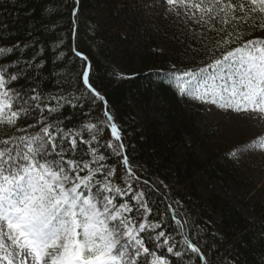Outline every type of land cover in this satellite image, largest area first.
Listing matches in <instances>:
<instances>
[{"label": "trees", "instance_id": "16d2710c", "mask_svg": "<svg viewBox=\"0 0 264 264\" xmlns=\"http://www.w3.org/2000/svg\"><path fill=\"white\" fill-rule=\"evenodd\" d=\"M168 7L164 0H0V48L5 49L0 70H6L7 80L18 77L8 85L14 93L39 96L18 122L27 131L9 130L0 138L36 135L47 125L63 130L58 139L69 129L80 133L78 141L94 136L93 143L78 144L75 150L68 145L64 159L90 163L94 148L96 156L105 159L90 163L91 169L111 166V180L132 185L126 198L131 218L161 225L139 234L155 255L141 256L137 264L157 259L164 264H264V200L241 198L239 208L227 198L250 185L245 163L233 150L209 152L205 160L197 157L195 152L207 150L216 131L197 122L205 104L195 100L187 106L188 97L171 86L172 75L196 71L247 41L264 39V30L257 25L258 14L248 24L230 25L228 31L240 38L213 53L210 49L227 33L209 32L183 9H177V15ZM256 32L262 36L255 37ZM87 66L89 84L103 101L83 83ZM105 101L120 130L121 141H114L124 145L120 155L103 142L112 137ZM49 107L58 111L49 113ZM86 124L96 128L90 132ZM124 156L132 176L122 163ZM141 192L150 215L131 197ZM160 231L168 246L155 241ZM186 238L198 247L203 261L183 243ZM170 246L173 253L167 251Z\"/></svg>", "mask_w": 264, "mask_h": 264}, {"label": "snow or ice", "instance_id": "6c2138e0", "mask_svg": "<svg viewBox=\"0 0 264 264\" xmlns=\"http://www.w3.org/2000/svg\"><path fill=\"white\" fill-rule=\"evenodd\" d=\"M76 2L78 4L79 0ZM164 2L170 12L179 15L177 9H183L188 19L207 25L209 32L227 33L226 38L216 41L215 49H210L213 53L240 38L239 35L233 37L228 31L230 25L248 24L258 14L257 25L264 30V22H261L264 21V0ZM77 11L73 10V16ZM3 52L5 49L0 48V53ZM5 71L0 70V133L25 132L27 129L18 127V122L31 110L30 101L39 100V96L24 97L14 93L8 85L18 77L12 75L7 80ZM83 83L93 96L104 100L89 84L88 70L83 74ZM171 86L179 95L200 103L264 118V39L247 41L196 71L172 75ZM35 108L38 109L39 104ZM46 111L56 112L58 108L49 107ZM104 115L113 140L121 141L120 130L113 122L106 101ZM84 128L91 132L96 125L86 124ZM60 131L63 130L47 125L36 135L0 138V264H137L139 257L155 255L138 236L146 230L159 229L161 225L141 223L137 229L131 228L132 221L124 214L133 209L127 203L117 208L116 197L109 195H126L127 191L111 186L110 182L100 186L93 183L99 169H91L90 163L103 161L105 157L96 156L93 148L90 163L64 159L68 145L75 150L78 144L93 143L95 137L92 141L82 138L78 141L80 133L69 129L58 139ZM107 146L118 149L117 155L124 149L122 142L117 145L109 142ZM249 147L264 150V139ZM122 163L132 176L127 156ZM85 170L88 173L81 176ZM112 175L113 172L108 173V176ZM128 187L130 189L132 185ZM135 199L150 215L148 205L142 203L144 193L135 194ZM176 223L179 225L180 221L176 220ZM163 237L165 232L160 231L157 239ZM163 243L168 245L169 240L164 239ZM183 243L201 261L205 259L187 238ZM173 247H168L167 251L173 253ZM174 254L180 255L179 252ZM154 264H164V260L157 259Z\"/></svg>", "mask_w": 264, "mask_h": 264}, {"label": "rangeland", "instance_id": "374dc122", "mask_svg": "<svg viewBox=\"0 0 264 264\" xmlns=\"http://www.w3.org/2000/svg\"><path fill=\"white\" fill-rule=\"evenodd\" d=\"M152 15L153 13L149 12L148 17L152 18ZM254 36L261 37L262 33L256 32ZM185 101L187 102H185V104L190 106L195 100L186 98ZM197 122L202 128L214 126L216 131V136L210 140L208 149L205 151L197 150L195 152L197 157L205 160L208 157L209 152L215 155H222L228 150H233L237 153L238 158L246 165L247 179L249 180L250 185L239 191H231L227 195V198L239 208H241V205L239 204V199L241 198L264 200V150H261L259 147H249L253 142L264 139V118H261L258 114L254 113H236L231 110L224 111L214 105L205 104V108L197 117ZM103 142L106 145H108L109 142L116 145L111 136H107ZM109 172H113L114 175L113 167L106 166L105 168L100 169L98 171L99 176H94L93 183L100 186L110 182L111 186L126 190V195H117L116 193H109V195L116 197L114 202L116 203L117 208L124 203L129 205L126 198L127 196H130L131 190L128 187L121 186L119 183L111 180L110 178L113 175L108 176ZM207 184L210 187H214V184L209 181H207ZM199 190L203 194L206 193V189L201 185L199 186ZM135 194L138 193H134L131 197L137 203ZM137 204L138 209H142L141 204ZM129 207L131 206L129 205ZM113 211H115V209H113ZM124 215L132 221L130 225L131 228L137 229L139 224H141L136 223V219H132L130 213H125ZM142 223L155 224L149 220H144ZM158 235L159 232L154 235V239L159 243V247H163L165 245L163 240L167 238L163 237L157 239Z\"/></svg>", "mask_w": 264, "mask_h": 264}, {"label": "water", "instance_id": "95a60500", "mask_svg": "<svg viewBox=\"0 0 264 264\" xmlns=\"http://www.w3.org/2000/svg\"><path fill=\"white\" fill-rule=\"evenodd\" d=\"M85 60H86V57L82 56ZM86 70H88V66L86 67Z\"/></svg>", "mask_w": 264, "mask_h": 264}]
</instances>
